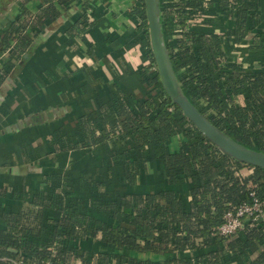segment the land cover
Instances as JSON below:
<instances>
[{"label":"trees","instance_id":"1","mask_svg":"<svg viewBox=\"0 0 264 264\" xmlns=\"http://www.w3.org/2000/svg\"><path fill=\"white\" fill-rule=\"evenodd\" d=\"M41 0L38 14L23 8L0 32V87L10 69L33 49L37 37L72 8L71 0ZM211 0H160L161 21L177 79L189 100L226 135L264 153V67H246L231 60L225 37L242 43L249 33L250 49L264 48V29L256 30L260 0H219L235 17L227 36L196 21L207 17ZM88 4L86 3V6ZM89 7V6H87ZM68 13H70L68 11ZM132 14L142 29V48L150 64L138 70L144 95L126 92L95 111L80 116L74 135L64 129L54 134L55 153L111 146L105 180L79 175L71 167L47 177L49 186L30 193L18 186H0V256L20 257L25 264H155L145 254H162L165 264H264V217L246 222L232 236L215 234L227 211L252 200H264V167L246 164L224 153L184 115L168 96L152 52L145 0H137ZM88 10L78 27H93ZM243 95L245 102L239 101ZM180 137L172 150L170 142ZM162 163L169 187L156 192L109 189L115 168L121 184L134 186L146 175L149 163ZM248 168L250 173L242 175ZM90 181L96 193L88 205L78 183ZM109 179V180H108ZM189 183L186 203L177 187ZM4 199L22 202L16 210ZM95 210L100 217L92 214ZM104 252L81 249L80 241L98 238ZM16 249L17 252L11 251Z\"/></svg>","mask_w":264,"mask_h":264},{"label":"crops","instance_id":"2","mask_svg":"<svg viewBox=\"0 0 264 264\" xmlns=\"http://www.w3.org/2000/svg\"><path fill=\"white\" fill-rule=\"evenodd\" d=\"M260 1L261 17L255 21L256 30L264 29V0ZM53 2L58 4L56 0ZM136 2L71 0L70 13L63 10L62 17L37 37V44L27 52V59L10 69L0 87L1 187L13 189L18 186L32 194L39 193L49 186L47 177L71 167L79 175L93 174L98 180L108 178L105 163L111 156V146L55 153L54 134L58 129H64L74 135L77 119L97 110L101 102H112L120 93L119 87L140 96L146 93L138 70L148 59L143 53L142 29L132 14ZM43 7L41 0H0V32L23 8L38 14ZM84 10L92 14L96 23L81 32L75 28ZM207 10V17L197 22L202 25L206 18L209 23L204 27L209 31L226 35L235 27V17L223 11L219 0H211ZM252 38L254 33L251 32L245 41L237 43L228 35L224 39V48L231 60L240 61L246 67L262 68L264 48L250 49ZM6 59V56L0 59V70L5 67ZM239 101L244 104L243 95L239 96ZM179 146L180 137L171 140L172 150ZM121 171V167H117L109 177L111 192L119 189L128 193H148L169 187L159 161L149 163L146 175L134 186L121 184ZM241 173L247 176L250 170L245 168ZM87 177L78 185L79 193L90 205L97 194L90 193ZM177 190L189 203V183L183 182ZM4 204H11L18 210L22 202L4 199ZM91 213L100 217L95 210ZM78 245L90 252L107 250L99 237L80 241ZM144 256L155 264H165L166 257L162 254L146 253ZM76 264L81 263L77 261Z\"/></svg>","mask_w":264,"mask_h":264},{"label":"water","instance_id":"3","mask_svg":"<svg viewBox=\"0 0 264 264\" xmlns=\"http://www.w3.org/2000/svg\"><path fill=\"white\" fill-rule=\"evenodd\" d=\"M150 33V44L159 74L168 96L181 108L184 115L224 153L249 165L264 167V153L249 148L223 133L189 100L177 79L165 42L161 21L160 0H145ZM27 53L23 60H26ZM17 252L16 249H11Z\"/></svg>","mask_w":264,"mask_h":264},{"label":"built area","instance_id":"4","mask_svg":"<svg viewBox=\"0 0 264 264\" xmlns=\"http://www.w3.org/2000/svg\"><path fill=\"white\" fill-rule=\"evenodd\" d=\"M198 20H192L191 23L195 24ZM147 64H150L149 59ZM251 196L252 200L250 202H244L226 212V214L224 215V222L217 227L215 234L225 237L232 236L243 229L247 221L264 217V200L257 197L254 191L251 192ZM0 264L25 263L24 260L20 257L13 258L9 256H0Z\"/></svg>","mask_w":264,"mask_h":264}]
</instances>
